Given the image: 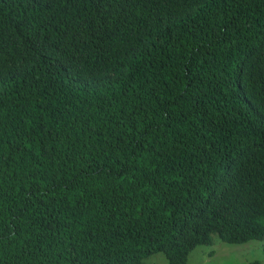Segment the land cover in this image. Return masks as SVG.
I'll return each mask as SVG.
<instances>
[{
  "label": "trees",
  "instance_id": "trees-1",
  "mask_svg": "<svg viewBox=\"0 0 264 264\" xmlns=\"http://www.w3.org/2000/svg\"><path fill=\"white\" fill-rule=\"evenodd\" d=\"M215 235L264 242V0H0V264Z\"/></svg>",
  "mask_w": 264,
  "mask_h": 264
},
{
  "label": "rangeland",
  "instance_id": "rangeland-1",
  "mask_svg": "<svg viewBox=\"0 0 264 264\" xmlns=\"http://www.w3.org/2000/svg\"><path fill=\"white\" fill-rule=\"evenodd\" d=\"M263 241L251 240L231 244L214 236L212 245L197 246L190 254L188 264H249L252 260H264ZM145 264H170L163 252L145 258Z\"/></svg>",
  "mask_w": 264,
  "mask_h": 264
}]
</instances>
